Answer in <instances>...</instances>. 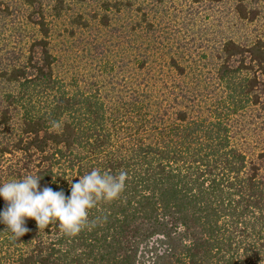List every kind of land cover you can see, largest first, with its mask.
<instances>
[{
  "label": "trees",
  "instance_id": "obj_1",
  "mask_svg": "<svg viewBox=\"0 0 264 264\" xmlns=\"http://www.w3.org/2000/svg\"><path fill=\"white\" fill-rule=\"evenodd\" d=\"M84 1L0 0V183L39 175L67 196L99 169L125 172V188L76 236L26 219L13 241L0 224V264H264V0H98L89 15ZM178 1L182 38L159 26ZM216 5L255 33H206ZM114 16L143 50L126 52L117 81L69 89L58 21L73 35Z\"/></svg>",
  "mask_w": 264,
  "mask_h": 264
},
{
  "label": "rangeland",
  "instance_id": "obj_2",
  "mask_svg": "<svg viewBox=\"0 0 264 264\" xmlns=\"http://www.w3.org/2000/svg\"><path fill=\"white\" fill-rule=\"evenodd\" d=\"M97 1L85 0L84 3L77 5V9L89 15L91 10L97 9ZM184 3L178 1L174 7L171 6L172 8L164 13L163 20L159 25L163 26L164 31H167L169 35L172 34L173 37L182 38L185 33V29L180 28L185 21L181 14V11L184 12ZM114 17L112 20L114 25L111 27L98 26L90 21L86 28L75 30L73 35H68V28H64L58 21L59 25L54 28L50 37L51 48L57 57L55 72L65 82L72 83L69 89H90V83L94 80H99L101 84L106 85H109L107 81H117L120 77L119 65L122 63L126 52L132 59L135 51L143 50L142 47L137 48L140 40L136 39L133 34H129V42L122 36L120 28L124 23L123 19H120L122 16ZM175 19L177 22L174 21ZM199 26L202 30H206V33H212V36L231 35L239 41H244L256 31L253 24L249 25L238 21L227 5L214 6L209 17ZM173 39L171 41H174ZM173 46H170L172 51ZM245 135L250 136V139L253 137L250 132L247 133V130ZM239 141L242 143V149L247 153H252L258 149L254 144L243 140Z\"/></svg>",
  "mask_w": 264,
  "mask_h": 264
},
{
  "label": "clouds",
  "instance_id": "obj_3",
  "mask_svg": "<svg viewBox=\"0 0 264 264\" xmlns=\"http://www.w3.org/2000/svg\"><path fill=\"white\" fill-rule=\"evenodd\" d=\"M54 129L61 127L52 122ZM127 174L123 171L116 175L93 169L70 183V193L40 186L39 175H25L0 183V199L5 207L0 209V224L6 226L13 241L25 235L29 229L26 219L36 222L38 228H46L57 223L63 234L76 236L85 229L95 228L103 222V217L89 220V212L99 202L111 203L117 200L125 188Z\"/></svg>",
  "mask_w": 264,
  "mask_h": 264
}]
</instances>
